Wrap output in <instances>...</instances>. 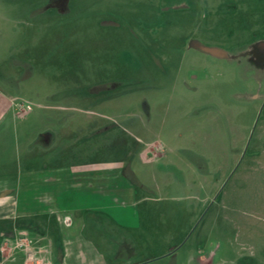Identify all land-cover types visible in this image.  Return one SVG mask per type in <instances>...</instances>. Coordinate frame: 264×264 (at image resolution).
<instances>
[{"label": "rangeland", "instance_id": "374dc122", "mask_svg": "<svg viewBox=\"0 0 264 264\" xmlns=\"http://www.w3.org/2000/svg\"><path fill=\"white\" fill-rule=\"evenodd\" d=\"M0 69L31 125L90 128L108 264H264V0H0Z\"/></svg>", "mask_w": 264, "mask_h": 264}, {"label": "crops", "instance_id": "0c3cea01", "mask_svg": "<svg viewBox=\"0 0 264 264\" xmlns=\"http://www.w3.org/2000/svg\"><path fill=\"white\" fill-rule=\"evenodd\" d=\"M23 100L27 99L14 97L0 79V264H30L29 259L41 258L37 247L31 253L9 250L19 229L27 230L36 245L64 247L57 264H82L80 254L74 252L78 245L91 258L103 255L102 263L108 264L85 235L87 212L103 208L86 200L88 190L97 194L95 182L103 176L94 166L107 162L75 160L77 146L84 147V154L91 152L90 128L71 127L66 117L57 119L58 128L31 125L30 118L36 113L21 114L16 108ZM46 118L53 124L52 117ZM96 144L102 146L101 141ZM50 252L42 257L51 263L49 256L54 259L55 255Z\"/></svg>", "mask_w": 264, "mask_h": 264}, {"label": "built area", "instance_id": "2783aa9c", "mask_svg": "<svg viewBox=\"0 0 264 264\" xmlns=\"http://www.w3.org/2000/svg\"><path fill=\"white\" fill-rule=\"evenodd\" d=\"M9 250H21L26 253H31L35 250L34 239L25 229H19L16 232V237L12 244H8ZM30 264H51L46 258L29 259Z\"/></svg>", "mask_w": 264, "mask_h": 264}, {"label": "water", "instance_id": "95a60500", "mask_svg": "<svg viewBox=\"0 0 264 264\" xmlns=\"http://www.w3.org/2000/svg\"><path fill=\"white\" fill-rule=\"evenodd\" d=\"M202 48H204L205 50H207V51H212V52H214V50H213V48H211V47H202Z\"/></svg>", "mask_w": 264, "mask_h": 264}, {"label": "flooded vegetation", "instance_id": "af4514ba", "mask_svg": "<svg viewBox=\"0 0 264 264\" xmlns=\"http://www.w3.org/2000/svg\"><path fill=\"white\" fill-rule=\"evenodd\" d=\"M123 176H124V175H123ZM125 177H127V176H125ZM131 177H133V176H130V178H131ZM127 178H129V177H127Z\"/></svg>", "mask_w": 264, "mask_h": 264}]
</instances>
